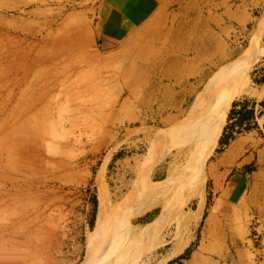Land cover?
<instances>
[{"label":"rangeland","instance_id":"rangeland-1","mask_svg":"<svg viewBox=\"0 0 264 264\" xmlns=\"http://www.w3.org/2000/svg\"><path fill=\"white\" fill-rule=\"evenodd\" d=\"M129 1L0 0V264H169L201 248L212 264H264V169L213 172L233 102L247 101L233 121L254 110L233 137L264 138V55L206 156L191 112L215 71L264 46V0H206L239 52L178 109L168 26L184 0Z\"/></svg>","mask_w":264,"mask_h":264},{"label":"crops","instance_id":"crops-1","mask_svg":"<svg viewBox=\"0 0 264 264\" xmlns=\"http://www.w3.org/2000/svg\"><path fill=\"white\" fill-rule=\"evenodd\" d=\"M205 4L206 0H184L178 11L171 16L174 19L172 26H168V41L173 47L172 61L175 64L172 77L177 86L171 88V93L168 91L166 94L173 97L171 105L175 109H178L175 96L196 93L198 86L214 66L229 60L239 52L238 46L224 42L223 32L227 30L226 26L209 24L207 13L204 12ZM217 27H220L222 33H219ZM192 77L199 78L195 88H192L193 85L189 82ZM263 151L264 138L257 131L235 135L213 165L214 175H225L226 170L236 162L239 165L253 164L255 168L251 174L259 175L264 169ZM225 216L229 220L233 219V207H225ZM205 229L208 243L215 244L220 237L213 215L208 217ZM204 249L193 250L188 257H178L169 264H212Z\"/></svg>","mask_w":264,"mask_h":264},{"label":"bare ground","instance_id":"bare-ground-1","mask_svg":"<svg viewBox=\"0 0 264 264\" xmlns=\"http://www.w3.org/2000/svg\"><path fill=\"white\" fill-rule=\"evenodd\" d=\"M152 1L150 0V2ZM137 2V0H130L126 9L129 6L136 5ZM117 3L119 5V0H117ZM147 38L148 36H143V39ZM250 46L251 52L236 71L226 72L224 68L215 71L213 76L204 83V88L200 91L202 93L199 92L200 94L194 98L191 112L194 115L197 114L201 124L197 143L200 145V152L204 156L208 155L218 142L233 97L246 91L245 78L250 63L257 55H264V46L258 45L259 47H257L254 44H250ZM143 54L148 57V50H144ZM143 54L141 57H143ZM199 154L197 156L200 157Z\"/></svg>","mask_w":264,"mask_h":264},{"label":"trees","instance_id":"trees-1","mask_svg":"<svg viewBox=\"0 0 264 264\" xmlns=\"http://www.w3.org/2000/svg\"><path fill=\"white\" fill-rule=\"evenodd\" d=\"M246 100L244 101H235L232 104V108L229 111L228 114V118H227V124L224 127V130L222 132L221 138H220V144L222 145H226L228 144L229 140L233 138L234 132H239V129H244V130H250L251 128H253L252 125L246 123L244 124L245 120H249L252 119L254 117V110L250 109V110H244V112L242 113V115L238 118H236L235 121H233V118L235 117L236 113H239V110H236V106L238 104H246ZM238 128H235V127Z\"/></svg>","mask_w":264,"mask_h":264}]
</instances>
